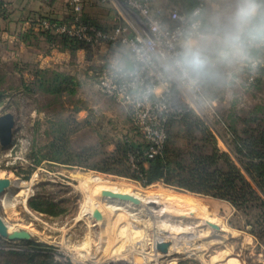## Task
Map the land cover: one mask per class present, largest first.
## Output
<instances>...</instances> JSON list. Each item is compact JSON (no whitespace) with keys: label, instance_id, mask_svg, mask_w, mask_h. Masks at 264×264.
Instances as JSON below:
<instances>
[{"label":"rangeland","instance_id":"1","mask_svg":"<svg viewBox=\"0 0 264 264\" xmlns=\"http://www.w3.org/2000/svg\"><path fill=\"white\" fill-rule=\"evenodd\" d=\"M91 1L84 7L87 18L92 13L90 6L96 8L93 12H109V4ZM35 2L21 3L23 10L18 4L12 5L0 19V116L11 113L14 117L12 143L0 145V178L11 181L0 193V216L10 230L23 229L31 234L30 240L15 242L0 237V264H227L229 260L230 264H264V236L251 232L250 224L257 231L260 228L253 214L256 212L246 216L222 199L177 190L161 182L142 186L129 177L90 169L105 167L113 153L121 155L116 154L117 147L126 139H143L129 119L110 109L93 110L78 92L80 80L86 77L96 81L95 73L101 66L97 49L72 54L59 63L60 70H49L70 73L73 80L63 84L59 93L46 90L51 75L36 60L38 49L45 50L46 46L37 22L30 21L38 16ZM50 2H54L57 20L70 13L67 0ZM260 106H264V78L209 125L228 141L222 123L230 121L229 114L246 118ZM217 143L221 150H227L220 138ZM55 158L71 164L49 160ZM29 166L35 168L29 179L15 174ZM115 167L122 169L119 164ZM102 190L129 191L145 208L139 209L130 224L120 215L114 218L108 209H104L108 213L105 217L94 218L95 196L102 197ZM38 195L58 203L62 213L53 217L31 209L28 200ZM103 202L104 207L117 210L134 204L106 198ZM111 224L119 226L110 237L105 227ZM176 226L185 228L169 230ZM158 234L161 237L155 241ZM30 241L46 245L38 247L32 262L26 254L34 252ZM160 241L170 242L166 253L156 250Z\"/></svg>","mask_w":264,"mask_h":264},{"label":"clouds","instance_id":"2","mask_svg":"<svg viewBox=\"0 0 264 264\" xmlns=\"http://www.w3.org/2000/svg\"><path fill=\"white\" fill-rule=\"evenodd\" d=\"M98 81L78 92L95 111L163 130L186 120L208 125L264 78V0H184L174 22L97 49Z\"/></svg>","mask_w":264,"mask_h":264},{"label":"trees","instance_id":"3","mask_svg":"<svg viewBox=\"0 0 264 264\" xmlns=\"http://www.w3.org/2000/svg\"><path fill=\"white\" fill-rule=\"evenodd\" d=\"M154 4L164 9L177 8L181 10L184 0H169L165 3H158L154 0ZM85 18L89 19L86 16ZM40 35L43 36L47 44H51L57 38L45 31H41ZM58 41L62 47L69 49L72 54L79 49L91 50L77 41L66 38H59ZM44 70L50 72L51 75L49 84L46 86L47 91L59 93L63 90V84H68L73 80L71 75ZM259 79L255 80L251 87ZM260 114H262L261 117L258 116ZM229 116L230 121L227 124L222 123L229 136L228 141L223 137L221 138V135L216 134L214 131L217 132V129L209 124L200 125L197 122L189 123L186 120L177 121L176 125L169 124L165 130L164 145L160 152L152 158H149L146 154L149 143L144 139L138 128L134 126L143 141H129L126 139L123 144H119L117 147L116 154L120 153L121 155L113 153L107 158L109 161L105 167H90V169L129 177L140 182L142 186L161 182L165 186L177 190L222 199L228 201L246 216L256 212L253 214L257 217V224L260 225V228L257 231L254 225L250 224L253 228L251 232L258 233L263 237L264 106L255 108L252 115L246 118H240L235 113H230ZM175 128L176 132L173 131ZM218 138L222 140L227 149L226 151L219 148ZM49 160L71 164L57 158ZM117 164L122 165V169L116 168ZM34 170L33 166H29L27 169L15 171V174L21 175L27 180ZM120 193L130 192L120 191ZM28 206L35 211L53 217L62 213L58 203L40 195L29 198ZM130 206L140 209L145 208L142 205L135 204ZM155 218L158 220L157 217ZM174 228L183 230L185 227L176 226ZM29 246L34 252L26 253L27 260L32 262L38 256V253L35 252L38 251V247L46 245L30 241ZM178 264H181V262Z\"/></svg>","mask_w":264,"mask_h":264},{"label":"built area","instance_id":"4","mask_svg":"<svg viewBox=\"0 0 264 264\" xmlns=\"http://www.w3.org/2000/svg\"><path fill=\"white\" fill-rule=\"evenodd\" d=\"M49 2L50 0H42ZM110 5L112 25L102 27L84 16V7L87 0H67L70 13L64 20L49 17L33 16L30 21L37 22V28L49 32L59 38L82 43L90 49H106L124 38L139 35L142 31L149 30L151 22L157 18L161 21L174 22L178 13L177 8L164 9L154 4V0H98ZM8 5L0 0V17ZM102 65L95 73L96 81L100 78ZM252 85V84H251ZM250 85V87H251ZM138 128L144 139L149 143L146 152L152 158L162 149L166 139V128L163 130L153 128L147 130L144 125L130 120ZM83 264V263H82Z\"/></svg>","mask_w":264,"mask_h":264},{"label":"crops","instance_id":"5","mask_svg":"<svg viewBox=\"0 0 264 264\" xmlns=\"http://www.w3.org/2000/svg\"><path fill=\"white\" fill-rule=\"evenodd\" d=\"M1 1H5L8 5L7 8L11 7L12 5L18 4L20 5L19 8L20 9H24L25 6H21V3L26 2L27 0H1ZM98 1V0H97ZM50 2V1H49ZM49 2H44L42 0H36V2L33 5V8H35L36 6H38V16H45V17H49V18H53V19H57L56 16L57 15V11L55 9H53V4L54 2H50V4H46ZM94 1L91 0H87L85 6L88 4L90 5L91 3H93ZM99 3H101L100 1H98ZM106 4L107 3H101ZM89 9H92V14L91 12V16L90 18H92L91 20L94 21L95 23H97L98 25L102 26V27H109L112 25L113 21H112V16H111V9H109L108 13L102 14V13H97V12H93V10H95L96 8L93 9V7H89ZM9 10V9H8ZM36 10V9H35ZM49 13L48 14H46ZM63 18H66V16H60ZM59 17V18H60ZM89 18V19H90ZM1 19V17H0ZM29 24L28 22H25L24 25ZM35 29V28H34ZM38 31L41 32V30L38 29ZM57 37V36H56ZM43 38V36H42ZM59 37H57L58 39ZM44 39V38H43ZM44 45L46 46L45 50H39L38 49V55L36 57V60H38V64L40 68H48V70H53V68L55 69H59L60 70V64L62 61H66L69 60L72 57V53L69 49L64 48L61 46L60 42L58 40H55L54 42H52L51 44H47L45 41H43ZM83 53V51L81 49L77 50L75 53L76 54H80ZM73 53V54H75ZM17 54L20 55V53L17 52ZM51 68V69H49ZM69 74L70 73H66ZM232 259V258H230ZM227 264H230V260L227 261Z\"/></svg>","mask_w":264,"mask_h":264},{"label":"water","instance_id":"6","mask_svg":"<svg viewBox=\"0 0 264 264\" xmlns=\"http://www.w3.org/2000/svg\"><path fill=\"white\" fill-rule=\"evenodd\" d=\"M14 126V117L11 113H5L0 116V145L7 147L12 143L13 140V129ZM11 185V181L7 177L0 178V193H2L6 188ZM103 197H110L112 199H118L123 201H130L135 205H140L141 201L137 197L129 193H120L116 191H103ZM101 212L98 209H95L92 213V217L100 218ZM0 237L8 240L10 242L21 241V240H30L31 234L23 229L10 230L7 224L4 222L0 216ZM170 246L169 241H160L156 243V250L161 253H166Z\"/></svg>","mask_w":264,"mask_h":264},{"label":"bare ground","instance_id":"7","mask_svg":"<svg viewBox=\"0 0 264 264\" xmlns=\"http://www.w3.org/2000/svg\"><path fill=\"white\" fill-rule=\"evenodd\" d=\"M89 191V190H88ZM92 193H94L92 190H90ZM103 191H110V190H102V191H100V193H103ZM98 193H99V190H98ZM92 196V195H91ZM90 196V194H89V198H92ZM18 198V197H17ZM88 198V197H87ZM110 199V200H118V199H112V198H110V197H103V195H102V197H98L97 195L95 196V200H96V207L94 206L95 204H93V208H92V211H94L95 209H98L100 212H101V215L103 216V217H105L107 214H106V211L104 210V209H108L111 213H114V218L116 217V216H122L121 218L123 219V220H125V222L127 221V223L126 224H130V221H132L133 220V217L139 212V209L140 208H137V207H130V206H128V207H124V209L122 208V209H111V208H106V207H104L103 206V204H104V202H103V200L104 199ZM91 200V199H90ZM94 200V201H95ZM93 201V202H94ZM121 201V200H120ZM123 201V200H122ZM141 201V200H140ZM92 202V203H93ZM9 203V202H8ZM89 203H91V201H89ZM91 203V204H92ZM141 203H142V201H141ZM7 204V203H6ZM92 207V206H91ZM90 208V207H89ZM87 211V210H86ZM125 213V214H124ZM145 213V212H144ZM40 215V214H39ZM89 215V214H88ZM101 216V217H102ZM137 216V215H136ZM126 217V218H125ZM154 217V216H153ZM156 217V216H155ZM154 217V220H155V222L156 223H158V220H156V218ZM120 218V219H121ZM101 219V218H100ZM105 219V218H104ZM103 219V220H104ZM119 220V219H118ZM122 220V221H123ZM134 220H136V219H134ZM116 221H117V219H116ZM138 221V220H137ZM114 222V221H113ZM135 222V221H134ZM110 224V223H109ZM115 224V223H114ZM120 224V223H119ZM119 224H117V225H113V224H111V225H109V227L107 226V227H105V229H109V236L111 237L112 235L111 234H114V232H116V229L118 228V226H119ZM132 225V224H131ZM133 226V225H132ZM139 227V226H138ZM160 230L161 228L159 227V228H157V230ZM170 231H183L181 228H176V229H169ZM169 232V231H168ZM153 235V234H152ZM160 237H161V234H158V236H157V238L155 239V241H158L159 239H160ZM103 243V242H102ZM154 243V242H153ZM100 248H101V246H100ZM186 248V247H185ZM184 251V250H183ZM173 261H175V259L173 260Z\"/></svg>","mask_w":264,"mask_h":264}]
</instances>
